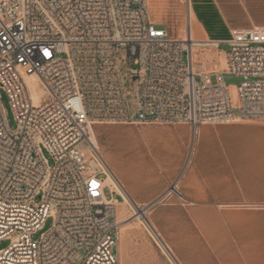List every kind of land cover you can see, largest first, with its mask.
<instances>
[{"label": "built area", "instance_id": "obj_1", "mask_svg": "<svg viewBox=\"0 0 264 264\" xmlns=\"http://www.w3.org/2000/svg\"><path fill=\"white\" fill-rule=\"evenodd\" d=\"M191 42L187 26L180 39L153 22L147 0H0V91L15 122L0 98V264H119L104 189L121 195L94 124L264 122V27L231 31L222 71L194 69ZM120 47L135 66L131 102ZM224 73L240 79L235 99Z\"/></svg>", "mask_w": 264, "mask_h": 264}, {"label": "crops", "instance_id": "obj_2", "mask_svg": "<svg viewBox=\"0 0 264 264\" xmlns=\"http://www.w3.org/2000/svg\"><path fill=\"white\" fill-rule=\"evenodd\" d=\"M147 6L160 26L180 21V0H149ZM185 13L190 37L203 45L196 62L202 72L225 68L227 50L219 45H227L232 30L264 27V0H186ZM157 128L168 156L148 165L152 154L134 148L135 183L112 157L111 164L104 160L143 214L167 221L166 239L150 227L180 264H264V122L235 117Z\"/></svg>", "mask_w": 264, "mask_h": 264}, {"label": "rangeland", "instance_id": "obj_3", "mask_svg": "<svg viewBox=\"0 0 264 264\" xmlns=\"http://www.w3.org/2000/svg\"><path fill=\"white\" fill-rule=\"evenodd\" d=\"M180 3V21L174 20L166 24L171 35L177 38H180L178 27H182L184 24L186 27V0H180ZM219 47L220 49L227 50V45L225 43H221ZM222 58L224 59V56H222ZM118 59L120 62L119 70L122 75L123 87L127 96V101L131 102V90L134 82L130 80L129 68H133L135 66L127 57L125 49L122 47L118 50ZM223 81L228 86H231L238 84L240 79L234 75L224 73ZM0 98L6 111L8 124L11 128H14L15 122L13 120V115L8 104L7 96L3 91H0ZM175 125L180 124L126 125L102 122L94 124L93 133L98 146L97 149L103 159L111 164L110 158L112 157L111 161L118 167L124 169L127 179L130 182L135 183L132 171H130V162L134 155L132 150L134 148H139L147 151V153L150 152L152 154V158L148 157V165L154 164L155 161L168 156V149L165 142L159 140L162 134H160V130L157 127H172ZM45 155L48 158L49 163L52 164L50 157H48L47 154ZM119 194L122 198L116 195H111L107 188L104 189V195L106 198L113 197L116 198V201L123 202L124 204V210L121 218L123 221L120 224V233H126L122 239L119 251L116 245L117 256L119 254L121 258L120 264H174L152 233V228H154L156 232L159 234L161 233L163 238L166 239L168 232L167 221L159 217L153 218L154 215L158 214H153L152 212H145L143 214V220L140 221V219L136 218V213L139 214L145 209L137 205H134V207L136 208L137 206L139 210L132 209L131 206L124 201L122 194L120 192ZM159 199H164V197H160ZM157 207L158 205L155 206L156 211ZM153 209L152 211H155ZM144 218L145 222L147 221L152 228L149 227L150 229H148L145 225ZM51 225L52 219L48 218L44 223L42 230L34 234L33 238H38L40 233L47 231ZM8 244V240H1L0 249L5 248ZM81 254L82 251L79 250L77 252L76 259Z\"/></svg>", "mask_w": 264, "mask_h": 264}, {"label": "bare ground", "instance_id": "obj_4", "mask_svg": "<svg viewBox=\"0 0 264 264\" xmlns=\"http://www.w3.org/2000/svg\"><path fill=\"white\" fill-rule=\"evenodd\" d=\"M148 2V0H147ZM178 32L180 33V39H184L185 37V31H184V25L182 27H178ZM191 44H190V47H189V50H190V55H191V59H192V63H193V67L194 69H197L196 67V62L198 61V58H199V54L201 53L202 48H203V45L201 43H199L198 41H196L192 36H191ZM33 80L32 77H29L28 78V81H30L29 83V86L31 88V95L33 97L34 100H36V94H37V91H36V88H34L35 86L31 83V81ZM231 95L233 97V99H235V90L234 88H231ZM95 137H94V133H92V136H91V139H90V143L94 144V146H97V143L95 141ZM89 143V144H90ZM108 166V165H107ZM107 173H108V179H107V183L108 184H111L112 187H114L116 190H118L123 198H124V201L131 206L132 209H135V210H139V208L136 206V208L134 207V204L133 202L131 201V199L128 197V195L125 193V191L122 189V187L119 185L117 179L115 178V176H113L114 174L112 173L111 169L108 167L107 169ZM123 210H124V204L123 202H118L116 201V211H115V219L116 221L119 223V225L122 223V213H123ZM134 210V211H135ZM137 216L136 218L140 219V221H142L143 219V213H136ZM142 214V215H141ZM144 222H145V218H144ZM145 225L148 227V229H150V225L147 223V221L145 222ZM126 233V232H125ZM124 233V234H125ZM153 233V236L156 238V240L158 241V243L160 244V246L162 247V249L167 253V255L171 258L172 262L174 264H180L178 262V260L175 258V256L173 255L171 249L166 245V243L162 240V238L153 230L152 231ZM124 234L120 233L119 235V239H118V242H117V249L119 251L120 249V246H121V242H122V239L124 237ZM118 258H119V264L121 262V258L118 254Z\"/></svg>", "mask_w": 264, "mask_h": 264}]
</instances>
